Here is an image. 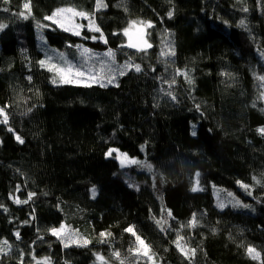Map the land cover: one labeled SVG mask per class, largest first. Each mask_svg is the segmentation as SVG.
I'll return each mask as SVG.
<instances>
[{
	"label": "trees",
	"instance_id": "obj_1",
	"mask_svg": "<svg viewBox=\"0 0 264 264\" xmlns=\"http://www.w3.org/2000/svg\"><path fill=\"white\" fill-rule=\"evenodd\" d=\"M103 3L0 0V108L8 118L0 116V264H264V0ZM58 8L88 14L80 36L46 19ZM90 20L101 32L89 30ZM133 21L152 25V47L140 53L124 49ZM39 34L48 52L57 49L51 39L111 49L141 71L130 68L115 84L55 85L39 63ZM169 45L175 55H162ZM69 46L66 58L79 65ZM116 153L152 165L153 174L123 167ZM223 190L248 208H219ZM63 224L88 245L64 247L50 231ZM137 236L149 256L136 252Z\"/></svg>",
	"mask_w": 264,
	"mask_h": 264
},
{
	"label": "snow or ice",
	"instance_id": "obj_2",
	"mask_svg": "<svg viewBox=\"0 0 264 264\" xmlns=\"http://www.w3.org/2000/svg\"><path fill=\"white\" fill-rule=\"evenodd\" d=\"M24 9L28 11V13L30 14V2H26L24 5H23ZM102 7H106V5L103 3V0H97V8H102ZM245 11H247V9H245ZM19 15L24 18V19H27L28 18V15L25 14V12H20ZM88 14L85 13V12H82V11H77L75 10L74 8H58L51 16H48L46 17L47 20H51L53 21L54 23L58 24L61 28L64 29V31H74V34L75 35H80V31L78 30L81 25H75L74 28H70V27H65V21L67 22H71L72 18L74 17H87ZM168 16L171 17L172 16V12H169L168 13ZM137 22L133 21L132 23V27H135ZM241 25H244V21L242 20L241 22ZM7 27V25H4V24H0V30H2L3 28ZM146 27H152L151 23L148 22L146 24ZM88 28L90 31H93V32H101V29L96 26L94 24L93 21H89V25H88ZM143 31L144 29L141 28L139 29V32L141 34H143ZM124 35L125 36H129L131 37V34L130 32L126 29L124 31ZM91 39L95 40L97 39V37L93 36L91 37ZM100 39H104L103 37V34L101 33V36H100ZM105 43H107V41L105 40L104 41ZM128 47H131V48H136L140 51H144L146 48H150L152 47L151 44H148L146 40H139L138 42H131V39H130V42L129 44L127 45ZM78 48H80L81 46H77ZM94 54L92 53V51L88 48H83L82 51H81V56H86L88 57L89 59L93 56ZM104 55L106 57H109V58H112L114 57V52L113 50L109 49L106 53H104ZM162 55L164 56H174L175 55V50L173 47H171V45H169L166 49V51L162 52ZM41 66H46L47 62L42 60L39 62ZM73 67L72 65H69L67 67H58L56 65H51L49 70L50 71H55L59 76H60V81L62 83H70L72 82L70 79H69V76H75V77H84L86 74L85 72L79 70V69H76L75 72H73ZM135 69L136 72H140L141 71V67L139 64H136V65H132V64H125L123 69L119 72L120 75H124L125 74V71L130 69V68H133ZM178 74L180 75H183L185 77V79L188 81L189 84L192 83V79L191 77L188 75L187 72H184V73H179ZM92 79H94L95 77H90ZM29 79H31L29 77ZM115 77L114 76H111L109 77L108 79V82L111 83L112 80H114ZM261 80H264V76L260 77ZM53 82L55 83V79L53 80ZM171 83H175V81L173 80ZM104 86V85H102ZM169 87H171V84H169ZM168 95H172L170 92L168 93ZM172 99L175 100L176 97L175 96H172ZM199 107V105H197V108ZM0 116H3V123H7L8 122V118H7V114L5 113V110L3 108H0ZM11 130V129H9ZM258 131L261 133V134H264V128H261V129H258ZM193 135H195V133L193 132ZM16 140L19 141L20 143H23L24 141L19 137V136H16ZM118 150L116 149H111L108 151L107 155L108 156H112L113 155V152H117ZM118 159L121 160V164L123 165L124 164V161L127 159L126 156H117ZM130 163H137V161L135 160H132V161H129ZM199 174H197L198 176ZM244 187H247L246 185H244ZM193 192L199 190L198 189V181L196 182V186H194L192 189H191ZM35 195L34 193H30L29 194V199H31V197ZM92 195L93 197H95L96 195V191L95 189L92 190ZM16 203H27L28 201L25 200V201H20L19 199H16L15 200ZM225 205L224 204H221L220 207L223 208ZM2 207V206H0ZM245 207H247V205H245ZM158 224L161 225V230H163V224H161L160 221H157ZM198 223L195 215L193 216L192 220L190 221L189 223V227H195L196 224ZM52 232L53 235H56V236H59V237H62L64 239H66L68 242H74V237L72 235L71 232H68L66 230V228L64 226H61L59 229L57 228H52L50 230ZM127 232L129 233H132L133 235H135L134 233V230L132 227H129L128 229H126ZM16 238L19 239V232H17L16 234ZM101 235H110L109 233H102ZM183 239V237H178L177 241H176V246L177 248L180 249V251L182 253H184L185 256H188L189 255V252L185 249V247H183L181 244H180V241ZM136 240L138 242V246L136 248V252H143V255L144 256H148V246L145 244L144 240L140 239L138 236L136 237ZM84 244H87L88 241H83ZM3 245L4 246H7L8 248H10V245H8V242L7 241H3ZM68 246V243H65V247ZM0 251H4V248L3 247H0ZM192 252V255L195 254V249H192L191 250ZM247 252L250 256H252L253 259H256L258 258L259 256V253L256 252V249L253 248V247H248L247 248ZM117 256H119V253H116ZM100 259L102 260L103 258L100 257ZM37 264H40V262H37ZM45 264H47V262L45 261Z\"/></svg>",
	"mask_w": 264,
	"mask_h": 264
},
{
	"label": "rangeland",
	"instance_id": "obj_3",
	"mask_svg": "<svg viewBox=\"0 0 264 264\" xmlns=\"http://www.w3.org/2000/svg\"><path fill=\"white\" fill-rule=\"evenodd\" d=\"M88 17H74L72 18L71 22H67L65 21V27H70V28H74L75 25H81V27L78 29L80 31V33H82V30L84 27H87V24L84 23V20H87ZM53 22V21H52ZM94 22V21H93ZM89 23V21H88ZM1 24H4V25H7L6 22L4 23H1ZM56 24V23H55ZM58 25V24H57ZM89 25V24H88ZM59 26V25H58ZM60 27V26H59ZM61 28V27H60ZM143 28L144 31H147L150 27H146L145 24H136L135 27H130L128 29V31H136V32H139V29ZM6 29L3 28L2 30H0V34L2 33V31H4ZM63 29V28H61ZM143 31V32H144ZM68 33L70 34H74V31H67ZM140 33V32H139ZM81 35V34H80ZM79 35V36H80ZM75 36H78V35H75ZM39 37V40L41 42V45L43 47V50L45 51V57H44V61L47 62L46 66H43L45 69H48L50 68L51 65H56L58 67H67L69 65H72L74 66L73 67V72H75L76 69H79L83 72H85V76L84 77H75V76H69V79L72 81L70 83H62L60 81V76L55 72V71H51L52 74H53V77H52V81L55 79V85H66V84H71V85H81V86H87V85H96V84H99V83H103L104 81H106V85L107 84H115L116 81H117V78L118 76L120 75L119 72L123 69L124 65L119 63L118 60H116V55L114 53V57L110 58L109 57H106L103 54H99L95 51H92V53L94 54L90 59L86 56H81V51L83 48H78L77 46L73 47V46H69V45H66V44H69V43H66V41L62 40V41H58L56 39H51V43L53 45L54 48H57V49H53V51L55 53H52V52H48L47 50V44L43 43V40L45 39V37L41 34L38 35ZM143 40H146L147 43L149 44V40H148V37L144 38ZM130 42V37L129 36H126V44H128ZM69 46V50L70 49H73L74 51L76 52H79L80 54V57H79V61L80 64L77 65L75 62H70V59H67L66 55L67 53L63 52L66 48V46ZM81 46V45H79ZM118 56V54H117ZM130 64V62L128 63ZM80 66V67H79ZM129 70V69H128ZM126 70L125 73L128 71ZM50 71V70H49ZM111 76H114L115 79L112 80L111 83L108 82V79L109 77ZM90 77H95L94 79L90 78ZM116 156H126V155H123V154H120V153H116ZM127 157V156H126ZM133 159H130L129 157H127V159L124 161V164L122 165L123 167H127V166H135V167H138L139 169L143 170V171H146L147 173L149 174H153V166L152 165H146V163L144 161H140V160H137L135 159V161H137V163H130L129 161H132ZM120 163H121V160L119 159ZM155 184H157V181L155 182ZM219 193V192H218ZM218 193H217V205L219 208L221 204H226L227 205L225 207H235L236 209H247L248 207H245V205H243L241 203V201H239V199H237L233 193L227 191V190H223L222 191V194H225L222 198H221V201L219 200L220 197H218ZM220 195V194H219ZM223 207V208H225ZM66 228V230L68 232H71L73 237H74V242H68L66 239L62 238V237H59V236H56V235H53L52 232L51 234L57 238L58 241L61 242V244L65 247V243H68V246H73V245H76V246H86L88 245L87 244H84L83 241H87L86 238H83L82 236L79 235L78 232L72 230L71 228H68L66 225H62ZM60 228V227H59ZM57 228V229H59ZM1 247V245H0ZM140 256H143V252H139ZM150 255V252L148 251V256ZM119 258L121 256H118Z\"/></svg>",
	"mask_w": 264,
	"mask_h": 264
},
{
	"label": "water",
	"instance_id": "obj_4",
	"mask_svg": "<svg viewBox=\"0 0 264 264\" xmlns=\"http://www.w3.org/2000/svg\"><path fill=\"white\" fill-rule=\"evenodd\" d=\"M130 34H131V42H138L139 40L141 39H144L146 37V32H143V34L139 33V32H136V31H130ZM128 45V44H127ZM124 46V48L130 52H134V53H140V52H143V51H140L136 48H131V47H128V46Z\"/></svg>",
	"mask_w": 264,
	"mask_h": 264
},
{
	"label": "bare ground",
	"instance_id": "obj_5",
	"mask_svg": "<svg viewBox=\"0 0 264 264\" xmlns=\"http://www.w3.org/2000/svg\"><path fill=\"white\" fill-rule=\"evenodd\" d=\"M147 31H148V30H147ZM147 31H144V32L147 33V34H146V37L148 36V32H147ZM146 37H145V38H146ZM130 39H131V37H130ZM128 44H129V43H128ZM126 45H127V44H126ZM126 45H125V46H126ZM124 49H125V48H124ZM146 49H147V48H146ZM146 49H145V50H146ZM145 50H144V51H145Z\"/></svg>",
	"mask_w": 264,
	"mask_h": 264
}]
</instances>
